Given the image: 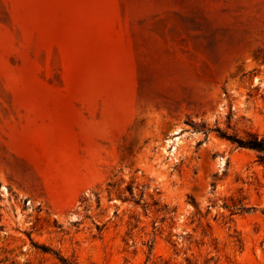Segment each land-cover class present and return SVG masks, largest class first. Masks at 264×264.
<instances>
[{
    "label": "rangeland",
    "instance_id": "rangeland-1",
    "mask_svg": "<svg viewBox=\"0 0 264 264\" xmlns=\"http://www.w3.org/2000/svg\"><path fill=\"white\" fill-rule=\"evenodd\" d=\"M187 120L264 137V0H0V264H264L257 153Z\"/></svg>",
    "mask_w": 264,
    "mask_h": 264
},
{
    "label": "trees",
    "instance_id": "trees-1",
    "mask_svg": "<svg viewBox=\"0 0 264 264\" xmlns=\"http://www.w3.org/2000/svg\"><path fill=\"white\" fill-rule=\"evenodd\" d=\"M186 125L191 127L193 130L202 129L204 131V134L206 137L209 133H216L217 136L221 139H224L228 142H230L232 145H235L238 148L241 149H248L251 151H254L257 153V162L264 167V137L259 135L258 133L254 132H246V135L244 137H240L238 135H230L226 131L222 130L220 127H215L213 129H206V126L204 124L197 125L192 121L187 120ZM213 188L215 187V184H212ZM128 191L131 195H133V188L129 187ZM147 207V205H145ZM153 206H158V202H155ZM255 208L246 206L242 204V201H238L233 206V210L231 213V216L240 215V214H248L251 211H254ZM168 210L167 206L161 207L159 211L166 212ZM264 214V211H263ZM165 219L163 218L162 221ZM156 223H155V230H156ZM154 250V242L151 241L149 243V257L148 260ZM62 264H73L72 262H69L68 260L64 258H59Z\"/></svg>",
    "mask_w": 264,
    "mask_h": 264
},
{
    "label": "water",
    "instance_id": "water-1",
    "mask_svg": "<svg viewBox=\"0 0 264 264\" xmlns=\"http://www.w3.org/2000/svg\"><path fill=\"white\" fill-rule=\"evenodd\" d=\"M174 136L175 137L179 136V133L174 132Z\"/></svg>",
    "mask_w": 264,
    "mask_h": 264
}]
</instances>
